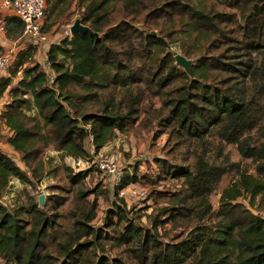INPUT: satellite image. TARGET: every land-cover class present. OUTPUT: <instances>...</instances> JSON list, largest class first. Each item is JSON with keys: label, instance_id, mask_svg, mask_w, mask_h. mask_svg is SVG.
Instances as JSON below:
<instances>
[{"label": "trees", "instance_id": "trees-1", "mask_svg": "<svg viewBox=\"0 0 264 264\" xmlns=\"http://www.w3.org/2000/svg\"><path fill=\"white\" fill-rule=\"evenodd\" d=\"M62 2L65 8L75 4L80 22L95 33L77 31L50 43L52 83L32 60L31 44L16 51L8 75L0 77V97L10 95L0 111L10 130L5 141L25 166L0 147V197L12 177L30 185L42 179L49 145L63 157L88 158L89 133L97 151L116 128L124 130L138 116L144 97L150 99L148 115L173 145L201 142L214 133L251 158L256 173L238 169L214 210L208 197L227 171L225 164L208 161L204 150L184 166L157 158L159 178L183 177L174 193L159 191L169 199L161 209L166 217L155 214L151 227H143L119 198L104 227H95L90 223L95 202L87 199L94 189L83 186L90 168L74 171L64 164L76 197L67 211L70 225L59 219L64 183L53 185L44 207L30 195L26 207L9 209L0 200V264H264V140L250 132L264 115V0H54V5ZM7 21L16 22L20 34L21 21L14 16ZM176 39L191 59L190 71L165 50ZM153 95L161 106H152ZM30 107L34 114L27 112ZM259 129L264 137V125ZM135 180L124 174L115 192ZM245 195L256 212L237 200ZM166 222L187 228L163 240L158 227ZM107 242L117 249L124 245L120 256H96Z\"/></svg>", "mask_w": 264, "mask_h": 264}, {"label": "rangeland", "instance_id": "rangeland-1", "mask_svg": "<svg viewBox=\"0 0 264 264\" xmlns=\"http://www.w3.org/2000/svg\"><path fill=\"white\" fill-rule=\"evenodd\" d=\"M48 1L42 24V30L46 33L48 39L45 44L37 46L35 52L32 53V60L39 61L41 67L44 69H48L44 56L46 47L49 46L51 42L58 41L64 36H71L72 34L70 35V32H67L69 30L68 25L72 23L75 18H79V13L75 9V4H71L69 7L65 8L63 2L54 5V0ZM218 6L220 5L218 4ZM10 22L13 24L12 27L8 29V32L11 36H14L19 32V29L16 28V22ZM165 50L171 51L173 54L177 52L184 54L180 47V40L177 39L169 41ZM258 60L261 61L259 56ZM12 63L13 62L8 66L5 75H8ZM20 76L21 72H18L17 75L13 77L11 86L16 85ZM118 89L122 91L123 87L118 86ZM144 93L147 95V90L144 91ZM5 99H10L9 93L6 94ZM149 102L150 99L144 97V100L139 106L138 116L133 121L129 120L124 130L116 128L114 136L99 149L102 150L104 157L116 163L122 175L126 173L129 175L134 174L137 180L127 185H132L131 187L135 188L138 193H130V186L126 188V192L123 196L116 193V188L113 186L110 176L104 174L98 167L97 151L90 150L91 153L88 157L90 162L85 166V168H90V170L84 179L83 186L86 190L94 189V191L89 192L87 199L95 202V216L90 221L95 227H104L108 209L113 207V201H119V198L123 199V205L129 210L128 216L133 219L135 223L143 227H151V217L160 213L162 207L169 205L168 196L159 194V191L174 193L181 187L183 181L182 176L159 178L160 167L157 163V158L166 159L177 165L184 166V163L187 164L188 161L193 160L195 152L204 150L208 161L217 164H225L228 168L227 171L215 184L213 191L208 197L214 210L217 209L219 205L223 188L239 177L238 169H243L252 174L256 173L254 168L255 162L252 161L251 158L243 157L238 152L235 143L220 140L214 133L206 134L201 142H197L193 139L182 146L173 145V140L172 142L167 140V133L159 131L160 126L157 123V119L148 115L147 105ZM151 102L153 107L161 106V100L157 95L151 96ZM262 102L264 103V96ZM27 112L34 114L36 109L35 107H30ZM263 125L264 115L259 124L250 131L254 139L264 140L262 131L259 129ZM0 140L4 142L1 133ZM11 157H13L21 167H25L19 158V154L12 152ZM43 160L45 164V175L39 182L30 185L21 182L16 177H12L8 186L3 191L0 200L9 209H14L20 206L26 207L28 195L38 201L39 195L44 194L45 205V203L51 201L49 196L55 191L52 188L53 185H61L64 183L66 185V190L64 191L65 200L61 205L64 214L60 216L59 219L63 224L70 225L71 219L68 217L67 211L76 197L71 188L73 186L67 181L64 173L63 165H69L68 160L62 156L60 150L54 149L52 145H49L44 150ZM230 162L234 164H229ZM72 169L74 171L77 170L75 168ZM142 189H146V192L140 193ZM237 200L244 202L256 212L255 207L249 205L247 195L240 196ZM44 205L42 204L39 206L44 207ZM22 215L28 217L26 212H22ZM160 217H166V213L163 214V212H161ZM184 228L187 227L185 225L173 226L171 222H166L159 225L158 230L161 239L169 240L175 235L180 234V231H183ZM108 233L110 235L113 234L111 229L108 230ZM123 248L124 245H120L117 249L107 242L105 243V250L103 252L98 249L95 250V253L96 256L103 254L109 257H115L120 256L118 251H121Z\"/></svg>", "mask_w": 264, "mask_h": 264}, {"label": "built area", "instance_id": "built-area-1", "mask_svg": "<svg viewBox=\"0 0 264 264\" xmlns=\"http://www.w3.org/2000/svg\"><path fill=\"white\" fill-rule=\"evenodd\" d=\"M1 6L10 9L11 15L21 21L22 30L17 41H15L11 46L0 51V77L4 75L7 70V66L12 61V58L15 56V53L18 48H20L18 46H25V44H31L37 47L45 44L48 39L46 33L42 30L43 19L47 8V0H3ZM70 25L71 23L68 25V33L70 32ZM0 30H6L5 18L2 16H0ZM47 48L48 46L44 51V56L48 69H45V71L48 74L49 82L52 83L55 79V73L50 68V62L47 60ZM92 140L93 135L89 133L88 148L91 151L94 150ZM96 156H98V167L104 174L110 176L113 186L116 188L123 176L122 172L117 168L116 163L114 161H110L109 159L104 157L102 150L98 149ZM65 158L68 160V164L75 169L85 168V166L90 162L89 158L73 156H66ZM129 186L130 193H138L135 188L131 187L132 185H126L122 188H119L117 193L123 196V194L126 192V188ZM144 192H146V189H142L140 191V193Z\"/></svg>", "mask_w": 264, "mask_h": 264}, {"label": "crops", "instance_id": "crops-1", "mask_svg": "<svg viewBox=\"0 0 264 264\" xmlns=\"http://www.w3.org/2000/svg\"><path fill=\"white\" fill-rule=\"evenodd\" d=\"M3 0H0V16L5 18V22H6V26L9 28L12 27V22L7 21V19L12 16L10 13V9L1 6ZM6 27V28H7ZM9 31V30H8ZM7 30L5 31H1L0 30V51L4 50L5 48L11 46L15 41H17L18 37H19V33H17L14 36H11V34H9ZM18 47H23V46H18ZM19 49V48H18ZM7 71V70H6ZM6 73V72H5ZM4 73V75H5ZM8 92H5L3 94V96L0 97V111L3 109L5 103L8 102V99L6 100V94ZM0 133L2 138L4 139V142H2V140H0V147L7 151L10 155L12 152H16L15 150H13V148L11 147V145H9L6 141H5V136L10 134V130L6 127V125L4 124V122L0 119ZM18 154V152H16Z\"/></svg>", "mask_w": 264, "mask_h": 264}, {"label": "water", "instance_id": "water-1", "mask_svg": "<svg viewBox=\"0 0 264 264\" xmlns=\"http://www.w3.org/2000/svg\"><path fill=\"white\" fill-rule=\"evenodd\" d=\"M77 31H80V32L89 31V32L95 33L91 30L89 26L81 23L79 18H75L74 21L70 25V32L71 34H73ZM174 58H175V61L179 65H181L186 71H190V67L192 64L190 58H188L187 56L179 52L174 54ZM38 203L39 205H42L44 203V194L39 195Z\"/></svg>", "mask_w": 264, "mask_h": 264}]
</instances>
